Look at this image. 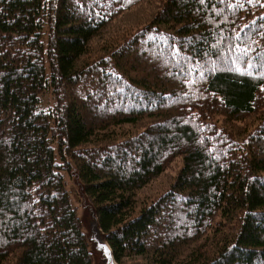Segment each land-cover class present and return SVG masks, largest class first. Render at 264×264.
Wrapping results in <instances>:
<instances>
[{
  "label": "trees",
  "instance_id": "1",
  "mask_svg": "<svg viewBox=\"0 0 264 264\" xmlns=\"http://www.w3.org/2000/svg\"><path fill=\"white\" fill-rule=\"evenodd\" d=\"M259 2L0 0V264H264Z\"/></svg>",
  "mask_w": 264,
  "mask_h": 264
},
{
  "label": "rangeland",
  "instance_id": "2",
  "mask_svg": "<svg viewBox=\"0 0 264 264\" xmlns=\"http://www.w3.org/2000/svg\"><path fill=\"white\" fill-rule=\"evenodd\" d=\"M259 1V3L264 5V0ZM43 98V107L46 108L48 106H51V99L49 98V95H46ZM178 168L179 162L177 161L173 163V165H171V168L161 178H159L150 187H148L147 191L143 194L142 198L145 200L147 199V197H151L162 192L167 187L170 178L174 177V174ZM63 181L65 188L69 193L70 206L76 210V213L81 220L83 231L90 245L95 264H102V259L100 255L94 250L93 243L89 241L90 233L88 228V220L89 208H91V206L88 205L84 199L80 185L77 182L76 174L73 167L69 169L68 173L63 174Z\"/></svg>",
  "mask_w": 264,
  "mask_h": 264
},
{
  "label": "water",
  "instance_id": "3",
  "mask_svg": "<svg viewBox=\"0 0 264 264\" xmlns=\"http://www.w3.org/2000/svg\"><path fill=\"white\" fill-rule=\"evenodd\" d=\"M89 241L93 243L94 250L100 255L102 264H115L108 246L103 240V236L97 226L96 218L92 208H89Z\"/></svg>",
  "mask_w": 264,
  "mask_h": 264
},
{
  "label": "snow or ice",
  "instance_id": "4",
  "mask_svg": "<svg viewBox=\"0 0 264 264\" xmlns=\"http://www.w3.org/2000/svg\"><path fill=\"white\" fill-rule=\"evenodd\" d=\"M201 2H203V0H201ZM248 2L249 3H252V2H254V0H248ZM262 6H264V5H262ZM262 19H264V18H262ZM254 23V22H253ZM247 53L245 52V55H246Z\"/></svg>",
  "mask_w": 264,
  "mask_h": 264
},
{
  "label": "bare ground",
  "instance_id": "5",
  "mask_svg": "<svg viewBox=\"0 0 264 264\" xmlns=\"http://www.w3.org/2000/svg\"><path fill=\"white\" fill-rule=\"evenodd\" d=\"M100 260V259H99Z\"/></svg>",
  "mask_w": 264,
  "mask_h": 264
}]
</instances>
